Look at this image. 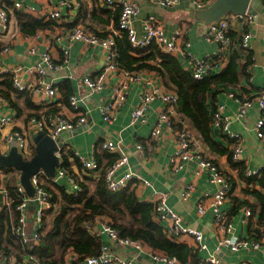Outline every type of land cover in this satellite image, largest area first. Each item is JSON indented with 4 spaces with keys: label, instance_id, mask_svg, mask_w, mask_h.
Returning a JSON list of instances; mask_svg holds the SVG:
<instances>
[{
    "label": "crops",
    "instance_id": "0c3cea01",
    "mask_svg": "<svg viewBox=\"0 0 264 264\" xmlns=\"http://www.w3.org/2000/svg\"><path fill=\"white\" fill-rule=\"evenodd\" d=\"M8 1L11 3V5L9 4L10 8L7 6L10 15V28L0 38V43L3 47L8 45L10 50L4 54L3 63L12 66L21 64L28 68L41 61L46 47L50 45L53 59L58 67L47 68V79L56 84L58 95L51 102H37L33 98L30 100L27 93L16 92L12 88L11 83L6 82L9 78L0 75V95L4 96L6 100L0 107V116L8 115L13 118L12 124L7 126H3L0 119V150L2 153H9L10 147L13 144H8L5 139L6 135L12 133L14 130L27 131L31 135V142L36 151L33 134L37 131L31 129L28 124L29 119L33 116L40 117L47 113H61L64 116L70 117L76 116L75 111L69 104L70 97L76 95L79 100L80 110L87 115V124L81 129L65 133L63 136L66 149L70 151L73 172L80 177H83L85 174L84 167H80L77 163H74L76 153L85 159H97L103 169H106L116 156L125 153L130 163L121 172L125 169H130L136 175L149 180L152 184H133L137 196L141 200L151 202L154 189L167 192V203L183 216L184 223L203 231L208 249H197V243L190 235H184L175 240L187 244L192 251L197 252L201 261L216 252L221 232L214 225L213 210L207 207L202 215L197 212L199 197L206 192L213 193L219 188L216 183L210 180L209 171H204L200 177H194L195 159L188 161L184 165V168L180 170L172 168L170 160L176 150L173 133L164 127L161 138L154 139L151 137L152 129L158 120L159 111L163 106L160 100L152 102L148 110V121L146 123H132V111L139 102V94L143 88L144 80L146 78H160L158 77L159 75L154 70H139L142 79L131 84L124 105L117 111L115 118L111 122L104 121L101 106L110 98L115 84L125 78L122 69L119 67L108 69L106 86L100 91H91L83 83L85 75L96 76L106 69L109 63L107 51L87 46L81 41L72 40L69 37V28L71 29L79 24H83L88 29L97 31V33L108 35L116 27L115 10L108 7L104 3V0H81L79 7L72 10L61 6L59 4L60 0H18L23 1L26 6H33L35 8L33 12L28 11L26 7L22 9L15 8V0ZM135 1L140 5V12L134 20V25L139 33L143 30V20L152 17L164 27L168 35H172L181 28L184 29L185 35L180 41L188 40L191 43L189 46L191 59L208 58L216 52L218 44L206 38L207 24L196 18L197 9L192 5L190 0H180L177 5L172 7H162L151 0ZM54 8H59L63 13L61 24L54 23L52 26L39 29L35 34L30 35L20 29L15 10L29 13L35 18L47 19V14ZM230 22V33L233 39L232 45L235 49L241 51L242 47L240 46L243 33L245 31L251 32V48L249 51L253 55V61L248 68V77L244 78L240 84L235 86L221 84L218 86L215 96L213 99L211 98L209 103L210 115L212 117L214 104L220 103L224 105V113L230 121V130L238 134L241 139V160L246 163V167L252 170L262 169L264 168V137L259 138L257 136L255 125L262 113L259 95L264 92V3L262 8L259 9L257 16H254L252 23L233 19ZM31 49H34V52H31ZM64 50L68 52L65 53ZM244 55H242V62L245 61ZM191 59L186 58L181 61L185 66L189 64ZM24 77L27 81L32 80V77L26 72L24 73ZM232 93L253 97V105L244 116L238 114L240 103L231 95ZM212 101H214L213 104ZM184 124L193 134L195 147L201 150L205 156L214 159L234 179L235 186L223 209L229 213V220L232 222L235 232L244 237L250 236L249 224L251 223V219L255 221L256 218H252L251 216L249 223L244 224L242 220L244 218L243 209L245 206L235 209L237 202L233 199L234 197H248L243 192L246 183L240 177L238 168L231 164L227 154L217 155L208 151L203 137L195 127L187 121ZM210 124L217 139L224 142L228 149L231 150L234 145L233 139L222 129L214 126L212 118ZM108 139L119 143L120 149L116 152L104 150L101 144ZM138 143H143L147 147L150 146L151 150H147V152L140 151L137 148ZM0 169H3V175L0 177L1 213L8 209L7 203L10 201V187L17 188V186H23V184L21 182L20 170L14 167ZM38 173L40 183L44 188L50 186L48 179L54 181L44 171L41 170ZM56 182L68 184L69 191L72 192V186L67 182L66 178H61ZM191 183L194 184V188L191 194L185 198L183 192L185 187ZM254 187L257 189L261 188L260 184H256ZM25 192L29 196L26 189ZM29 206L30 203L28 205V228L33 230L38 206L35 202L34 208H29ZM109 221L110 219L106 216H98L90 228L92 232L100 233L99 235L103 244L109 248L112 254L123 257L130 264H162L152 258V250L155 249L148 244H145L141 250L129 246H120L107 232L103 231L104 224L109 223ZM218 255L227 263L243 261L246 264H264L263 253L253 248L232 251L229 247H223L218 251ZM73 256V252L68 254L67 264L70 263ZM11 261L10 258H2L0 256V264H11Z\"/></svg>",
    "mask_w": 264,
    "mask_h": 264
},
{
    "label": "built area",
    "instance_id": "2783aa9c",
    "mask_svg": "<svg viewBox=\"0 0 264 264\" xmlns=\"http://www.w3.org/2000/svg\"><path fill=\"white\" fill-rule=\"evenodd\" d=\"M7 0H0V38L8 32L10 28V15L6 5ZM162 7H172L179 3L180 0H151ZM196 9H203L210 5L214 0H190ZM264 3V0H262ZM81 0H60L61 6L72 10L78 8ZM104 3L113 10L120 9L117 26L108 35H100L92 29H88L85 25L79 24L73 28H69V37L75 41H81L87 46L101 48L107 51L108 65L104 71L96 76L85 75L83 83L91 91H100L105 88L107 82V71L110 68L119 67L125 74V78L115 84L110 98L101 106L103 119L106 122H111L117 111L124 105L128 90L132 83L138 82L142 79L139 71H129L123 69L117 61V36L121 37L126 34L131 46L134 49L147 47L151 44L157 45L163 52L171 53L177 58L183 60L191 59L189 46L191 43L188 40L181 42L185 31L183 28L177 30L172 35H168L164 27L159 24L152 17L143 20V30L139 33L134 25V20L140 12V5L135 0H104ZM14 7L22 9L26 7L28 11L33 12V6H26L23 1H14ZM231 19L239 20L241 22L252 23L254 16L245 12L244 14H228L206 26V38L215 41L218 48L214 55L204 58H192L189 64L184 67L191 72L194 78L201 79L205 75L220 71L225 68L230 59L232 51V38L230 36ZM47 20H53L58 24L63 21V13L59 8H54L47 14ZM252 34L250 31H245L242 35L241 47L248 51L250 46V38ZM10 47L4 46L0 50V75L3 77L10 76L13 87L18 92H28L37 102H51L55 100L58 95V88L53 81L47 79V68H57L58 65L53 59L51 46L46 47L42 55L41 61L28 68L21 64L7 65L3 63V56L9 52ZM34 52V49H31ZM67 53V50H64ZM32 77L31 81H27L24 73ZM159 77V76H158ZM240 103L238 114L244 116L248 109L253 105L252 96H240L235 93L231 94ZM160 100L163 103L159 111L158 120L154 125L151 137L158 139L162 137L163 128H167L174 135L176 142V150L172 155L170 164L174 170L184 168V165L195 159L196 166L193 170L194 177H200L204 171H209L210 180L218 185V189L211 193L206 192L199 197L197 202V212L202 215L207 207H210L214 213V225L220 230L221 236L217 243V250L211 254L207 259L202 261V264H246L245 262L227 263L224 262L218 255V251L223 247H229L232 251H239L243 249L260 250L264 255V226L260 228L258 236L250 235L247 237L238 235L229 220V213L223 209L224 204L228 201L230 192L232 190V182L227 176V172L223 170L214 159L205 156L201 150L195 147L193 142V134L190 129L185 127L183 130L175 129L174 118L178 116V95L170 88L166 87L161 78H146L144 80L143 88L139 94V102L132 111V123H146L148 121V110L152 102ZM5 97L0 95V107L5 103ZM259 102L262 108L256 125V133L259 138L264 137V92L259 95ZM70 107L75 111L76 116H64L61 113H47L40 117L33 116L29 119L28 124L31 129L37 132H44L53 138L59 145L56 151L60 158V163L57 167V175L54 181L61 178H66L67 182L72 186V193L77 194L81 191L75 174L71 173L66 167L62 166L63 149L65 143L60 146L59 141L65 132H75L87 124V115L82 113L79 106V100L76 95H72L69 99ZM224 105L216 103L212 108V122L213 125L222 129L234 141L232 146L231 158L233 162L241 161L242 145L238 134L230 130V121L224 113ZM1 124L7 126L12 124L13 118L8 115L0 116ZM6 142L16 145L25 159H31L35 154V148L32 145L31 135L25 130H14L12 133L6 135ZM64 142V140H63ZM102 148L108 152H116L120 149L119 143L112 139L102 142ZM137 148L142 152L151 150L150 146H145L143 143H138ZM75 156L82 163L85 172H91L94 178L99 176L102 167L99 161L95 158L85 159L78 153ZM74 156V157H75ZM129 158L125 153H122L115 159L105 170L103 180L106 188L111 192L120 191L130 184L143 183L144 185H152L151 182L140 175H136L130 169L123 168L129 165ZM263 169V168H262ZM252 170L245 168L244 174L246 177L262 176L261 170ZM3 169H0V177ZM264 177V175H263ZM31 181L36 188V195L34 198L29 197L22 185L17 186V191L21 195V201L15 207L19 216L17 223L13 227L14 233L18 236L21 242L28 248L38 245L42 236L43 218L46 209L52 206V194L47 191L40 183L39 173L32 176ZM194 188V184H188L185 187L183 196L188 197ZM152 198L153 217L163 226V229L168 237L171 239H178L184 235L192 236L196 243L197 249H208L205 242L203 231L191 227L184 223L183 216L167 203V192L158 191L154 189ZM37 204L36 220L33 230L28 228V205L31 200ZM8 209H11L12 199L7 203ZM244 224L249 223L250 217L253 215L250 208L245 207ZM103 231L107 232L120 246L132 247L134 249H143L145 242L136 240L130 237H123L119 231L112 227L109 223L104 224ZM99 235V232H95ZM152 258L161 262L162 264H183L177 257L170 256L164 251L155 249L152 250ZM11 264H42L33 255H27L22 261L18 262L15 257L10 258ZM69 264H72L70 261ZM75 264H130L123 257L112 254L109 248L103 244L100 253L78 260Z\"/></svg>",
    "mask_w": 264,
    "mask_h": 264
},
{
    "label": "trees",
    "instance_id": "16d2710c",
    "mask_svg": "<svg viewBox=\"0 0 264 264\" xmlns=\"http://www.w3.org/2000/svg\"><path fill=\"white\" fill-rule=\"evenodd\" d=\"M9 4L11 5L7 0L8 8H10ZM114 12L117 26L120 9L117 8ZM15 14L20 29L29 35L56 23L45 18H35L19 10H15ZM116 38L117 61L123 69L129 71L154 70L166 87L178 95V116L174 118L175 129L183 130L186 127L184 122H190L203 137L208 151L217 155L227 154L231 164L238 168L240 177L246 183L243 192L248 197H234V201L237 202L235 209L242 206L251 209L252 218L256 220L251 219L250 232L258 236L260 228L264 226V168L261 170L262 176H245L246 163L242 160L233 162L230 150L224 142L217 139L212 130L209 107L218 86L221 84L235 86L248 77V68L253 61L251 51L243 49L240 51L232 45L230 59L225 68L197 79L184 67L181 59L171 53L163 52L157 45L151 44L134 49L126 34ZM2 48L0 43V50ZM243 54H245L244 62H242ZM6 77L10 79L6 82L11 83L16 91L11 77ZM18 93H27L29 99H32L26 91ZM70 158V151L64 147L62 166L73 174ZM74 163L83 167L77 157ZM105 170L102 168L96 178L89 171L85 172L83 177L74 173L82 188L77 194L69 191L68 184L48 179L50 186L45 189L52 194V206L46 209L40 242L32 248L24 245L13 231L19 216L15 207L21 201V195L17 188L10 187L11 210L6 209L0 213V256L2 258L15 257L20 262L25 256L31 254L42 264H67L68 254L73 252L71 262L75 264L80 259L100 253L103 242L100 235L92 232L90 226L98 216H106L110 219L109 224L116 228L121 236L144 241L153 249L177 257L183 264H202L197 252L192 251L187 244L167 236L163 226L153 217L152 202L141 200L132 184L117 192L109 191L103 180ZM227 176L232 182L233 190L235 181L231 175L227 174ZM256 184H260L261 188L254 187Z\"/></svg>",
    "mask_w": 264,
    "mask_h": 264
},
{
    "label": "water",
    "instance_id": "95a60500",
    "mask_svg": "<svg viewBox=\"0 0 264 264\" xmlns=\"http://www.w3.org/2000/svg\"><path fill=\"white\" fill-rule=\"evenodd\" d=\"M262 6V0H214L207 7L197 9L196 18L209 24L228 14H244L245 12H249L253 16H257ZM64 134L59 141L60 146L64 144ZM33 141L36 144V152L31 159H25L18 151L16 145H11L8 154H3L0 150V168L14 167L20 170L21 182L31 197H34L36 194V188L31 181L32 176L42 170L49 177L55 178L57 167L60 163V158L56 153L59 145L53 138L39 131L33 134ZM29 208H34V200L30 201Z\"/></svg>",
    "mask_w": 264,
    "mask_h": 264
}]
</instances>
